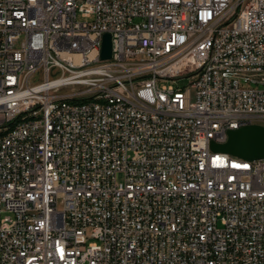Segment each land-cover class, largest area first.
Wrapping results in <instances>:
<instances>
[{"label":"built area","instance_id":"2783aa9c","mask_svg":"<svg viewBox=\"0 0 264 264\" xmlns=\"http://www.w3.org/2000/svg\"><path fill=\"white\" fill-rule=\"evenodd\" d=\"M253 124L264 0H0V264H264Z\"/></svg>","mask_w":264,"mask_h":264},{"label":"water","instance_id":"95a60500","mask_svg":"<svg viewBox=\"0 0 264 264\" xmlns=\"http://www.w3.org/2000/svg\"><path fill=\"white\" fill-rule=\"evenodd\" d=\"M112 43L110 35H105L102 46V60L111 58ZM214 152L227 153L234 157L254 161L264 159V126L253 124L228 132L223 144L211 143Z\"/></svg>","mask_w":264,"mask_h":264},{"label":"bare ground","instance_id":"6f19581e","mask_svg":"<svg viewBox=\"0 0 264 264\" xmlns=\"http://www.w3.org/2000/svg\"><path fill=\"white\" fill-rule=\"evenodd\" d=\"M129 75H144V68L140 65H135V60H128ZM106 70H117L116 62H106ZM246 75H251V78H259V71H253V68H246ZM86 105L96 106L97 98H86ZM54 108H60V101H52V105L42 107V116H50L54 114ZM218 135H225V127H218ZM2 138V131H0Z\"/></svg>","mask_w":264,"mask_h":264},{"label":"rangeland","instance_id":"374dc122","mask_svg":"<svg viewBox=\"0 0 264 264\" xmlns=\"http://www.w3.org/2000/svg\"><path fill=\"white\" fill-rule=\"evenodd\" d=\"M38 81H42V78L39 76ZM190 84L189 80H182L179 83L175 84V86H180V87H185L188 86ZM68 90V89H66Z\"/></svg>","mask_w":264,"mask_h":264}]
</instances>
